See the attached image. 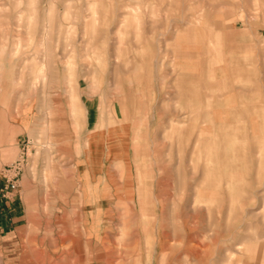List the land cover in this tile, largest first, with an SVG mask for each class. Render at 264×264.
<instances>
[{"label":"rangeland","instance_id":"1","mask_svg":"<svg viewBox=\"0 0 264 264\" xmlns=\"http://www.w3.org/2000/svg\"><path fill=\"white\" fill-rule=\"evenodd\" d=\"M96 132L98 170L165 172L189 214L200 196L206 264H264V0H0V263L90 178Z\"/></svg>","mask_w":264,"mask_h":264},{"label":"bare ground","instance_id":"2","mask_svg":"<svg viewBox=\"0 0 264 264\" xmlns=\"http://www.w3.org/2000/svg\"><path fill=\"white\" fill-rule=\"evenodd\" d=\"M88 109L90 114V105ZM89 118L88 127H91L93 120ZM105 135L91 133L82 138L81 133L77 134V145L85 144L91 154L89 160L93 161L90 178L84 173L90 180L85 176V180H75L73 198L59 193L60 197L54 198L56 201L52 205L44 203L42 214L45 217L41 219L36 215L35 219L30 218V228L34 230L27 237L26 251L20 264H180L175 256L183 249L187 258L206 264L207 256L204 254L207 251L203 249L199 226L189 224L190 218H196L198 223L202 215L200 196L195 197L194 213L189 214V198L182 195L175 202L169 174L159 171L150 183L141 181L140 176L138 180L135 174L138 176L139 172L133 171L138 163L134 160L125 162L124 167L127 166L124 169L119 167V170L110 172L106 171L110 160L103 163L100 170L104 172V186L101 187L102 177L98 175L102 171L96 167L100 153H103L101 145ZM110 157L108 153L107 158ZM161 165H157V170L164 168ZM169 207L174 213L170 215L172 220L168 221L166 211ZM234 257L233 252L227 254L228 262L234 263ZM238 261L249 264L240 258Z\"/></svg>","mask_w":264,"mask_h":264},{"label":"crops","instance_id":"3","mask_svg":"<svg viewBox=\"0 0 264 264\" xmlns=\"http://www.w3.org/2000/svg\"><path fill=\"white\" fill-rule=\"evenodd\" d=\"M96 133H98V132H96ZM97 135V134H96ZM99 135V134H98ZM12 257V256H11Z\"/></svg>","mask_w":264,"mask_h":264}]
</instances>
